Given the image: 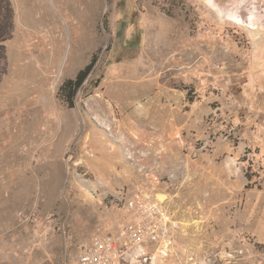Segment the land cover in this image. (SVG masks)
I'll list each match as a JSON object with an SVG mask.
<instances>
[{"label":"rangeland","instance_id":"374dc122","mask_svg":"<svg viewBox=\"0 0 264 264\" xmlns=\"http://www.w3.org/2000/svg\"><path fill=\"white\" fill-rule=\"evenodd\" d=\"M137 191L180 264H264V0H0V264H76Z\"/></svg>","mask_w":264,"mask_h":264},{"label":"built area","instance_id":"2783aa9c","mask_svg":"<svg viewBox=\"0 0 264 264\" xmlns=\"http://www.w3.org/2000/svg\"><path fill=\"white\" fill-rule=\"evenodd\" d=\"M121 208L116 233L82 244L76 264H180L178 223L158 201L137 191Z\"/></svg>","mask_w":264,"mask_h":264},{"label":"trees","instance_id":"16d2710c","mask_svg":"<svg viewBox=\"0 0 264 264\" xmlns=\"http://www.w3.org/2000/svg\"><path fill=\"white\" fill-rule=\"evenodd\" d=\"M93 63H90L83 71H80L74 80L65 81L59 88L58 95L69 106L73 107L75 94L82 87L89 72L92 69Z\"/></svg>","mask_w":264,"mask_h":264},{"label":"bare ground","instance_id":"6f19581e","mask_svg":"<svg viewBox=\"0 0 264 264\" xmlns=\"http://www.w3.org/2000/svg\"><path fill=\"white\" fill-rule=\"evenodd\" d=\"M252 19V18H251ZM235 21L237 22V23H242L241 22V20H239V19H235ZM252 22V21H251ZM100 105H101V103H100Z\"/></svg>","mask_w":264,"mask_h":264}]
</instances>
